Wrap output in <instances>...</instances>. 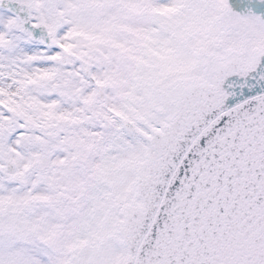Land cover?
Wrapping results in <instances>:
<instances>
[{
	"label": "snow or ice",
	"instance_id": "snow-or-ice-1",
	"mask_svg": "<svg viewBox=\"0 0 264 264\" xmlns=\"http://www.w3.org/2000/svg\"><path fill=\"white\" fill-rule=\"evenodd\" d=\"M0 264H264V0H0Z\"/></svg>",
	"mask_w": 264,
	"mask_h": 264
}]
</instances>
